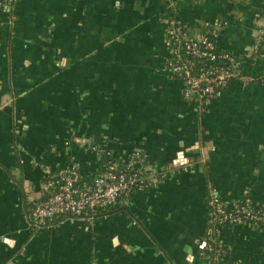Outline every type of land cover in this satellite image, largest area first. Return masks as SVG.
Masks as SVG:
<instances>
[{"label":"crops","instance_id":"obj_1","mask_svg":"<svg viewBox=\"0 0 264 264\" xmlns=\"http://www.w3.org/2000/svg\"><path fill=\"white\" fill-rule=\"evenodd\" d=\"M7 4V5H6ZM0 0V264H203L207 200L264 205V0ZM243 63L206 111L167 67L170 22ZM147 178L113 214L35 227L50 172L106 153ZM141 157H136L137 154ZM221 264H264L227 227Z\"/></svg>","mask_w":264,"mask_h":264},{"label":"built area","instance_id":"obj_2","mask_svg":"<svg viewBox=\"0 0 264 264\" xmlns=\"http://www.w3.org/2000/svg\"><path fill=\"white\" fill-rule=\"evenodd\" d=\"M12 2L9 0V6ZM166 36L167 67L184 83L185 98L200 113H204L210 102L232 82L242 79L241 59L228 52L218 53V31L215 28L210 36L190 35L180 23L170 22ZM262 43L264 29L260 32L256 51ZM137 157L141 155L138 153ZM79 169L74 166L65 172L48 174L43 196L30 211V220L35 227L75 218L91 223L97 209L125 202L132 194L148 186L147 178L137 169L134 160L123 166L120 161L111 160L95 183L86 186L75 183ZM207 208L203 264L222 263L224 246L221 237L225 228L249 226L264 233V205H253L249 201L228 205L211 192Z\"/></svg>","mask_w":264,"mask_h":264},{"label":"trees","instance_id":"obj_3","mask_svg":"<svg viewBox=\"0 0 264 264\" xmlns=\"http://www.w3.org/2000/svg\"><path fill=\"white\" fill-rule=\"evenodd\" d=\"M172 22H174V21H172ZM184 30L190 35L201 34V35H209L210 36L214 32V27H200L199 28V33H196L195 30H193V29H187L185 27H184ZM166 38H167V36H166ZM221 52H228V53L233 54L231 51H228V50L223 49V48L218 46V53H221ZM255 56L264 58V43H262L259 46V49L255 52ZM242 72H243V68H242ZM205 111H206V109H205ZM111 160L120 161V164L122 166L124 165V163H126V162H122L121 160L117 159L113 154L108 155V152H107L105 156H103L99 161H97V164H96L97 165V169L96 170H92L90 166H88L87 169H84V170L79 169L78 170L77 178H76V182H75L76 185H78V186H86V185L94 184L96 179L107 169L108 163ZM45 181H47V180H45ZM123 204H124L123 202H119V203H117L115 205H112V206L99 208V209H97L95 211L93 216H94L95 219L108 216V215L113 214L116 211H118L119 208ZM223 251H224V254H225L224 247H223ZM205 253H207V251H205Z\"/></svg>","mask_w":264,"mask_h":264}]
</instances>
